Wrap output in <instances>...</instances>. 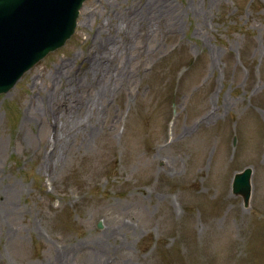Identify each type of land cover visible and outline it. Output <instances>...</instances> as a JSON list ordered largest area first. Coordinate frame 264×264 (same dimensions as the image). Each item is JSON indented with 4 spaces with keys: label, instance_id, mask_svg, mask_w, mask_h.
<instances>
[{
    "label": "rangeland",
    "instance_id": "rangeland-1",
    "mask_svg": "<svg viewBox=\"0 0 264 264\" xmlns=\"http://www.w3.org/2000/svg\"><path fill=\"white\" fill-rule=\"evenodd\" d=\"M167 5L179 11L152 14ZM81 12L65 44L0 93V264H50L60 250L67 264L93 252L96 264H264V0H85ZM108 35L119 44L103 67L111 89L94 97L100 115L76 119L90 134L57 136L47 193L45 101L64 94L78 112L92 92L84 54ZM245 166L248 207L230 188Z\"/></svg>",
    "mask_w": 264,
    "mask_h": 264
},
{
    "label": "water",
    "instance_id": "water-1",
    "mask_svg": "<svg viewBox=\"0 0 264 264\" xmlns=\"http://www.w3.org/2000/svg\"><path fill=\"white\" fill-rule=\"evenodd\" d=\"M82 1L0 0V90H6L20 72L65 41ZM249 177L246 168L234 181L245 203L250 194Z\"/></svg>",
    "mask_w": 264,
    "mask_h": 264
},
{
    "label": "bare ground",
    "instance_id": "bare-ground-1",
    "mask_svg": "<svg viewBox=\"0 0 264 264\" xmlns=\"http://www.w3.org/2000/svg\"><path fill=\"white\" fill-rule=\"evenodd\" d=\"M145 8L149 9L148 4L145 5ZM185 9H187V7L185 6ZM179 11V8L177 7V5H167L166 7H159L156 9L155 13H152L153 15H155L156 17H159V14H166V15H171L176 14ZM152 12V10H151ZM148 33V31H147ZM105 46L104 48H102L100 51H96V53H94V55L92 56V60L89 59L90 61L87 62V67L84 71L83 75V80L91 83V89L92 92H90L88 90V94L86 96V101L85 104L83 106V110L81 112H76V111H70L67 114H62L60 113V118H61V124L60 127L58 128V142L65 140L66 138L69 137V133H71V136L73 135H82V134H90L89 132L91 131V129H86V131H84L81 128L77 127L76 124V119L81 116V115H86L87 118H89L90 115H100L101 111L98 109L97 103L94 100V97H96L97 95L104 93V92H109L110 91V85L107 83V81H104V68H107V63L105 62V56L111 55L112 57H110L112 60H117L118 56H119V52H118V48H119V44L117 43L118 40L110 35L105 36ZM102 44V43H101ZM110 44L111 49L109 51H107L106 49L108 48ZM95 47V46H94ZM117 68V69H116ZM102 69V71H101ZM115 70L120 71L121 70V66L115 64ZM96 79V80H95ZM81 81V80H80ZM93 81V82H92ZM50 97L52 102H55L54 99V92L50 93ZM56 107H58L57 104H55ZM117 107L118 104L114 107V109L111 111L110 113V121L113 123L117 118H116V111H117ZM36 108L32 107L30 109V117H32L35 113ZM28 115V113H27ZM29 119V115L27 117ZM27 118H23L22 120L25 121V119ZM100 128L99 126L96 128L98 129ZM95 131V130H94ZM93 131V132H94ZM92 132V134H93ZM36 167L39 168L40 165L36 164ZM0 195H3L2 191H0ZM5 201L2 199V202ZM5 208L6 206L4 205V202L1 204V214H3V216L5 215ZM30 228L33 227L32 225H29ZM120 229L122 228L123 230H128L129 228L126 227L125 225H120L119 227ZM114 229L109 227L108 225L104 227L103 230H99L98 232V236L97 238L94 240L97 243H106V241L108 240V238L110 237V232L109 231H113ZM8 233V230H7ZM233 240V239H232ZM234 242V240H233ZM80 246V242L75 243V245L73 246V250L75 251L77 249V247ZM94 254L91 257V263L90 264H96V262H98L97 259V252H93ZM58 259V256L55 253H50L47 260L50 264H57L56 261ZM121 260H123L121 258ZM101 261V259H100ZM123 262V261H122Z\"/></svg>",
    "mask_w": 264,
    "mask_h": 264
}]
</instances>
